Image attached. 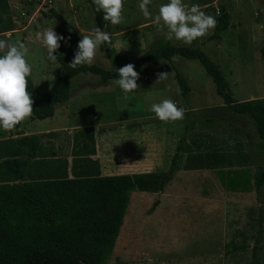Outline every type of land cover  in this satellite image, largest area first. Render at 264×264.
Returning <instances> with one entry per match:
<instances>
[{
    "label": "rangeland",
    "instance_id": "1",
    "mask_svg": "<svg viewBox=\"0 0 264 264\" xmlns=\"http://www.w3.org/2000/svg\"><path fill=\"white\" fill-rule=\"evenodd\" d=\"M7 1L14 30L3 34L2 39L23 43L28 49L25 58L32 66L28 80L35 98L42 100L55 83L53 73L59 63L48 60L41 34L54 28L58 35L65 33L76 41L92 35L98 27L93 4L91 0ZM140 2L123 0L122 22H106L102 30L111 35L112 44L101 45L93 65L118 72L126 64H133L156 40L164 39L171 46L202 50L220 68L235 102L264 98V0H183L189 8L199 5L217 23L223 12L228 15V28L220 31L219 38L212 39L214 28L191 45L166 40V29L160 30L144 18ZM167 2L152 0L149 10L153 17ZM179 58L144 63L137 81L140 87L127 96L113 82L101 86L98 77L79 74L71 80L70 99L57 106L51 118L38 120L32 115L10 132L0 129V140L11 139L17 132L39 134V130L58 127L62 132L58 154L74 174L86 166L80 157L71 155V138L78 129L95 123L100 125L95 129L100 147L117 146L116 152L105 151L107 159L115 155L129 164L147 154L143 170L168 172L177 152L175 179L168 183L169 189L155 194L130 193L123 225L106 264H264V186L259 192L254 187L255 171L264 165V142L251 117L237 115L224 104L197 60ZM160 72H168V78L154 84ZM176 72L190 88L186 96L179 93ZM88 88L102 91L89 96ZM164 99L185 109L182 120L162 122L155 117L150 107ZM43 139V144L50 143L47 136ZM79 146L74 145V150ZM209 153L223 155L230 164L225 162L223 167L211 170L183 169L188 157ZM16 154L24 155L8 150L2 156ZM27 179L25 176L23 180ZM5 182L15 181L0 158V183Z\"/></svg>",
    "mask_w": 264,
    "mask_h": 264
},
{
    "label": "trees",
    "instance_id": "2",
    "mask_svg": "<svg viewBox=\"0 0 264 264\" xmlns=\"http://www.w3.org/2000/svg\"><path fill=\"white\" fill-rule=\"evenodd\" d=\"M203 3L205 0H193ZM93 11L97 26L106 25L104 13ZM51 14L62 20L54 11ZM228 28V15L223 12L215 27L213 38ZM14 30V21L7 0H0V39L3 34ZM75 33L80 35L76 29ZM57 55L59 66L54 70L55 83L50 91L38 100L30 80L28 91L32 95L33 116L38 120L51 118L57 106L65 104L71 96V80L79 74L98 77L105 86L118 78V72H111L97 65L78 66L68 64L73 60L78 42L64 33ZM173 56L197 60L215 85L216 93L237 115L249 116L256 123L257 134L264 142V98L235 102L227 90V83L218 67L202 50L186 46H171L164 39H158L133 64L141 74L142 65L150 61L171 62ZM264 61V45L261 48ZM177 87L182 96L189 93L185 79L176 72ZM20 125V124H19ZM17 125L16 127H19ZM74 144H82L72 151L73 157H80L86 168L74 174L68 172L67 161L61 158L47 166L43 173H36L23 180L31 160L38 155L39 142L36 136H23L18 142L28 148L25 159L5 160L16 182L0 183V264H106L109 260L133 191L162 193L173 179L178 154L171 160L170 171L101 176L97 160L93 131L84 128L74 134ZM181 146L177 148L180 150ZM227 160L221 154L192 155L186 159L185 171L211 170L223 167ZM226 162V163H225ZM71 175V176H70ZM264 186V165L258 166L254 174L257 192ZM158 203L155 202L156 206ZM262 220L259 222V235ZM259 239L256 241L258 244ZM255 252V251H254ZM255 255L253 261H255Z\"/></svg>",
    "mask_w": 264,
    "mask_h": 264
},
{
    "label": "clouds",
    "instance_id": "3",
    "mask_svg": "<svg viewBox=\"0 0 264 264\" xmlns=\"http://www.w3.org/2000/svg\"><path fill=\"white\" fill-rule=\"evenodd\" d=\"M95 10L104 13L103 20L111 25H119L122 22L124 8L123 0H91ZM152 0H141L139 9L145 19L152 20L160 29L165 30V39L179 41L185 45H191L198 38L206 36L217 25L216 19L202 11L199 5L190 8L183 0H168L159 6L157 14L153 17L149 10ZM43 47L47 51L50 61H57L54 55L61 47L60 41L65 37L58 35L54 28L46 29L40 36ZM65 43L67 41L65 40ZM111 46L112 39L108 32L95 27L92 35H84L78 42L77 51L73 60L68 64L75 69L78 66L91 65L96 58L97 50L101 45ZM28 49L23 43H9L0 39V129L10 132L25 120L29 119L34 111L31 93L28 91V78L32 75V66L25 56ZM178 56H173V61H178ZM119 76L113 81L127 96L135 92L140 85V78L135 65L128 63L117 69ZM154 84L167 80L169 73H157ZM150 111L162 122L182 120L185 109L177 107L171 99H164L159 103H153Z\"/></svg>",
    "mask_w": 264,
    "mask_h": 264
},
{
    "label": "crops",
    "instance_id": "4",
    "mask_svg": "<svg viewBox=\"0 0 264 264\" xmlns=\"http://www.w3.org/2000/svg\"><path fill=\"white\" fill-rule=\"evenodd\" d=\"M91 91L87 92V95H97L99 93V91H102L101 88H88ZM57 109V108H56ZM55 109V112H56ZM54 112V113H55ZM20 126V125H19ZM100 125L99 124H93V125H89L87 128H90L93 131V137H94V145H95V150H96V154L94 156H91L90 158L92 160H97L100 166V173L101 176H113V175H122V174H135V173H150V172H157V171H147V170H143L147 167L146 163L143 162L144 160L147 159V154H143L142 156H137V158H134L133 160H135L133 163H122L121 162V158L116 157L115 155L112 156V158L107 159V157L103 156L106 150H112L115 151V147L114 145H111V147L109 148H101L97 138L95 137V133H96V128H98ZM19 128V127H17ZM84 129V128H83ZM79 130L82 129H78L77 132ZM18 131H20L18 129ZM39 134H27L25 135V133L22 132H17V134H15V136H13L11 139H3L0 140V150H1V159L3 161V163L5 162V160H11V159H25L26 158V152H28V148L27 147H23L21 146V144L18 142V140L23 137V136H42L38 138V142H39V147H38V155L35 159L31 160V165L29 166V169L24 173V177L26 176V178H28L29 174L30 175H35L36 173H43L47 170V166H43L42 162L40 163L39 161L41 159H45L44 162H49L52 163L53 160H56L58 158L63 159V157L59 156L58 154V148L60 147L59 145V135L60 133H62L60 131V129L57 128H46V129H42L39 130ZM48 137V141H50L49 144L44 143V136ZM16 137H19L18 139ZM74 137V135H73ZM73 137L71 138V155H72V151L74 150V141H73ZM15 138L17 140H15ZM40 139V140H39ZM80 143V145L82 144V142H78ZM77 143V144H78ZM47 146H49V148H47ZM121 146V144H120ZM55 147V148H54ZM73 147V148H72ZM26 149V150H25ZM72 149V150H71ZM8 150H16L17 152H21L24 153V155H20V154H16L13 156H2L5 154V151ZM117 151V150H116ZM115 151V152H116ZM73 156V155H72ZM71 156V157H72ZM66 159L70 160V158L68 156H66ZM5 166V164H4ZM6 172L7 174H9L10 176H12L14 178L13 173L7 169V167L5 166ZM196 171V170H194ZM68 172L70 173V170H68ZM71 176V175H70ZM24 179V178H23ZM175 177H173V179L171 180L172 183L174 181ZM28 180V179H27ZM15 181V178H14ZM16 182V181H15ZM168 185V184H167ZM171 186V185H170ZM170 186H166L167 189L170 188ZM165 187V189H166Z\"/></svg>",
    "mask_w": 264,
    "mask_h": 264
}]
</instances>
